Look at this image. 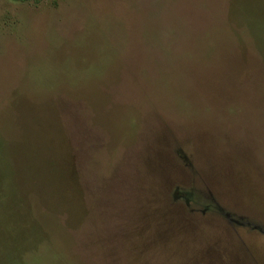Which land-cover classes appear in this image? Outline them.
Returning a JSON list of instances; mask_svg holds the SVG:
<instances>
[{"label": "rangeland", "instance_id": "rangeland-1", "mask_svg": "<svg viewBox=\"0 0 264 264\" xmlns=\"http://www.w3.org/2000/svg\"><path fill=\"white\" fill-rule=\"evenodd\" d=\"M0 264H264V0H0Z\"/></svg>", "mask_w": 264, "mask_h": 264}, {"label": "trees", "instance_id": "trees-1", "mask_svg": "<svg viewBox=\"0 0 264 264\" xmlns=\"http://www.w3.org/2000/svg\"><path fill=\"white\" fill-rule=\"evenodd\" d=\"M19 1H32V0H19Z\"/></svg>", "mask_w": 264, "mask_h": 264}]
</instances>
